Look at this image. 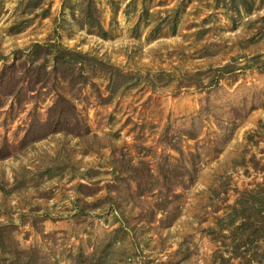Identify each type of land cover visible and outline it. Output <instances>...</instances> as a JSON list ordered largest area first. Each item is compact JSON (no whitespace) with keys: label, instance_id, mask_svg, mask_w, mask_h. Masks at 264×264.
<instances>
[{"label":"rangeland","instance_id":"rangeland-1","mask_svg":"<svg viewBox=\"0 0 264 264\" xmlns=\"http://www.w3.org/2000/svg\"><path fill=\"white\" fill-rule=\"evenodd\" d=\"M54 41L89 57L90 80L0 91V264L11 239L31 264H264V238L233 254L261 218L264 0H0V73L51 71L31 51ZM110 66L137 74L115 95ZM58 91L81 124L49 132ZM142 162L146 187L128 173ZM169 164L184 172L171 187Z\"/></svg>","mask_w":264,"mask_h":264},{"label":"trees","instance_id":"trees-1","mask_svg":"<svg viewBox=\"0 0 264 264\" xmlns=\"http://www.w3.org/2000/svg\"><path fill=\"white\" fill-rule=\"evenodd\" d=\"M94 23L96 25H99V19L97 16H93ZM32 54L37 57H40L41 55H51V58L53 60V67L51 71H48L46 69V65L44 63H36V61L33 62V66L26 68V70L23 72L22 76H18L16 66L15 64H11L9 67L11 69H3L0 73V90L2 93H19L17 86L19 83L23 82L25 80V77H27V80L29 81V84L34 85H41L45 86L50 78L49 75H53L54 79L56 80H63L64 82H68V84L73 88H79L83 87L89 84L90 75L88 72L84 70V63L85 59L87 61L89 60V57L85 54L70 49L66 46H64L62 43L58 41L54 42H47L44 44L41 43H35L33 45ZM41 54V55H40ZM40 55V56H38ZM92 59V58H91ZM231 66H224L220 68H216L214 72L217 74L218 78L223 77L225 74L229 73ZM261 70H264V66L260 68ZM110 91L111 95L116 94L121 87H129L130 83L127 82V79H132L133 76H136V73L127 72L122 73L115 69L114 67L110 66ZM123 79V80H121ZM6 87V90H4ZM73 120H76L77 124H81V119L79 117V113L77 111L76 105L73 103V101L70 99V97L64 95V93L57 92V97L54 101V103L50 106L48 110V131L49 132H59V131H67L69 128L68 125L73 123ZM41 137L34 138V141L40 139ZM147 164L142 162L138 165H131V167L128 169V173L134 179L138 186H147V181L149 178H147V173L145 172L149 168L146 166ZM181 165H173L169 164L168 166L161 168V177L163 179L164 184H167L168 187L174 186L178 184V180H181L184 172L182 171ZM254 202L257 206H253L255 210L258 212V216H260V220L254 221V220H247L249 222L243 221L241 224L247 225V229L243 232L238 234V237L235 238L237 241H241V243L236 244L233 249V254L237 257H242L245 255V252L248 249H242L243 243H246L243 240H249V241H256L260 240L261 238H264V187L262 190L257 191L256 193L252 194ZM246 219V216H243ZM235 220V219H234ZM233 220V221H234ZM12 227L3 226L0 225V241H1V249L2 251H6V245H5V238L10 234V230ZM8 230V233H7ZM10 232V233H9ZM10 244L13 246V250L11 251V256L15 257L16 259L11 261L10 264H31V262H26L23 255H29L32 252H35V250H22L19 249L17 244L13 243L12 239L10 240ZM36 255V254H35ZM264 255V250H263ZM41 256H37L38 259H40ZM258 254L254 253L253 257L248 259L246 264H251L254 261H260L258 260ZM34 263H37V260H33ZM33 264V263H32ZM55 264V263H54ZM57 264V263H56Z\"/></svg>","mask_w":264,"mask_h":264}]
</instances>
